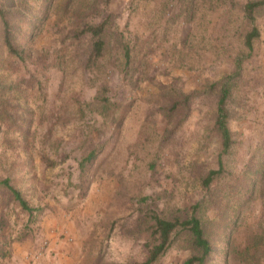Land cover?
I'll list each match as a JSON object with an SVG mask.
<instances>
[{
    "label": "rangeland",
    "instance_id": "rangeland-1",
    "mask_svg": "<svg viewBox=\"0 0 264 264\" xmlns=\"http://www.w3.org/2000/svg\"><path fill=\"white\" fill-rule=\"evenodd\" d=\"M103 1L0 0L25 51L9 54L0 16V180L40 210L30 221L0 192V234L6 225L11 238L0 264L143 263L152 217L198 204L213 246L205 264H264V186L245 203L264 168V6L228 101L233 177L202 187L217 168L216 84L244 49L246 4L264 0ZM108 16L112 41L89 67L90 36L77 23ZM122 33L138 41L128 68ZM191 256L181 236L155 264Z\"/></svg>",
    "mask_w": 264,
    "mask_h": 264
},
{
    "label": "trees",
    "instance_id": "trees-1",
    "mask_svg": "<svg viewBox=\"0 0 264 264\" xmlns=\"http://www.w3.org/2000/svg\"><path fill=\"white\" fill-rule=\"evenodd\" d=\"M109 0H104L103 3L107 4ZM264 6V1L249 2L244 8L245 16L251 23V29L246 33L243 38V50L240 51L233 59L235 70L231 74H226L216 84L218 86V100L216 113L213 123V130L218 138V156H217V168L212 169L202 180V187L205 190H211L214 186L220 185V183L227 177H233V174L228 171L226 167V160L228 156L232 154V150L235 146L234 134L230 127V110L228 108V101L233 93V89L237 80L243 73L244 63L250 60L255 53L256 45L261 38V31L255 25L256 15L258 11ZM0 16L4 23V42L5 46L12 56L18 59H24L25 51L20 50L19 47L12 39L11 26L4 11L0 10ZM110 16L102 20L98 24L91 23H77V29L80 30L79 36L88 34L90 36L91 50L88 59V66L96 65L103 57L110 39ZM117 44L121 48L124 57V65L128 68L134 61V53L137 48L138 41L127 37L124 33L120 34L116 40ZM103 108L107 98L103 95ZM97 150H93L90 154L84 158L82 165L94 160L97 157ZM257 174H260L258 180H255L246 189L247 199L246 204L253 201V196L256 193L261 192L264 184V168L259 169ZM5 192L15 202L23 212L29 215L30 221H34L37 217L39 209L33 208L29 202L24 198L23 193L12 185L11 179L6 178L0 180V192ZM200 204L193 207L191 212H186L181 215L172 213L169 216L154 215L146 226L145 232V248L147 250V257L143 263L134 264H155L160 258L170 249L175 239L181 236L186 237L187 246L192 251V256L186 260L183 264H205L208 257L213 252V246L209 239L207 229L203 224L201 218L198 216ZM4 224V223H3ZM6 225L1 226L0 234V257L8 255V246L11 242V238L6 235ZM22 236L18 239H22L27 236L26 230ZM17 239V238H16Z\"/></svg>",
    "mask_w": 264,
    "mask_h": 264
}]
</instances>
